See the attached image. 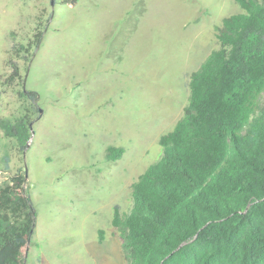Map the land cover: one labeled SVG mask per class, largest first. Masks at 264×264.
<instances>
[{"label": "rangeland", "instance_id": "obj_1", "mask_svg": "<svg viewBox=\"0 0 264 264\" xmlns=\"http://www.w3.org/2000/svg\"><path fill=\"white\" fill-rule=\"evenodd\" d=\"M240 12L233 0H0V119L31 129L23 154L0 129V185L22 169L35 211L22 264H127L114 208L131 209V186L184 113L191 74ZM43 30L30 63L11 55L13 43L32 53ZM108 147L121 158L108 161Z\"/></svg>", "mask_w": 264, "mask_h": 264}, {"label": "trees", "instance_id": "obj_2", "mask_svg": "<svg viewBox=\"0 0 264 264\" xmlns=\"http://www.w3.org/2000/svg\"><path fill=\"white\" fill-rule=\"evenodd\" d=\"M233 1L241 12L223 19L218 49L191 74L184 113L159 139L162 157L131 186L129 212L114 208L111 225L127 264H264V0ZM44 30L32 53L13 43L11 55L26 53L30 63ZM8 64L9 79L19 78L17 63ZM20 96L37 100L31 91ZM29 125L0 119L21 154ZM122 154L106 149L108 161ZM34 227L19 169L0 185V264H22Z\"/></svg>", "mask_w": 264, "mask_h": 264}, {"label": "water", "instance_id": "obj_3", "mask_svg": "<svg viewBox=\"0 0 264 264\" xmlns=\"http://www.w3.org/2000/svg\"><path fill=\"white\" fill-rule=\"evenodd\" d=\"M27 178V174H26V172H25V179Z\"/></svg>", "mask_w": 264, "mask_h": 264}]
</instances>
